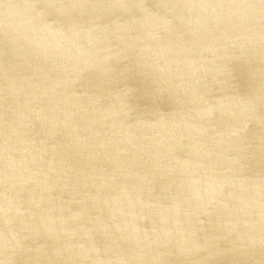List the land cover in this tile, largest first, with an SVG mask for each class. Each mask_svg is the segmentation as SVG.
Instances as JSON below:
<instances>
[{
  "label": "water",
  "instance_id": "1",
  "mask_svg": "<svg viewBox=\"0 0 264 264\" xmlns=\"http://www.w3.org/2000/svg\"><path fill=\"white\" fill-rule=\"evenodd\" d=\"M0 264H264V0H0Z\"/></svg>",
  "mask_w": 264,
  "mask_h": 264
},
{
  "label": "bare ground",
  "instance_id": "2",
  "mask_svg": "<svg viewBox=\"0 0 264 264\" xmlns=\"http://www.w3.org/2000/svg\"><path fill=\"white\" fill-rule=\"evenodd\" d=\"M31 9L33 10V9H34V7H31Z\"/></svg>",
  "mask_w": 264,
  "mask_h": 264
}]
</instances>
